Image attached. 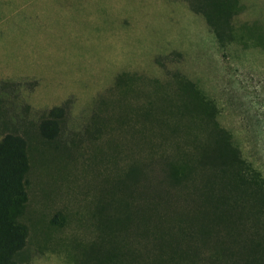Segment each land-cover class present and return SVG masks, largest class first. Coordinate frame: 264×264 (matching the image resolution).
I'll return each instance as SVG.
<instances>
[{
    "label": "trees",
    "instance_id": "obj_1",
    "mask_svg": "<svg viewBox=\"0 0 264 264\" xmlns=\"http://www.w3.org/2000/svg\"><path fill=\"white\" fill-rule=\"evenodd\" d=\"M187 1L220 46L264 43L260 22L236 24L242 0ZM141 92L137 103L123 92L104 97L73 131L68 101L34 125L69 181L50 224L74 227L61 238L73 263L264 264V174L219 122L217 104L179 73ZM31 162L28 138L4 134L0 264L27 259Z\"/></svg>",
    "mask_w": 264,
    "mask_h": 264
},
{
    "label": "rangeland",
    "instance_id": "obj_2",
    "mask_svg": "<svg viewBox=\"0 0 264 264\" xmlns=\"http://www.w3.org/2000/svg\"><path fill=\"white\" fill-rule=\"evenodd\" d=\"M242 2L236 24L264 28V0ZM247 40L220 46L187 0H0V139L23 134L32 157L21 264H74L61 245L74 227L50 224L67 177L34 128L65 101L73 131L104 97L123 92L137 103L156 80L185 75L264 174V43Z\"/></svg>",
    "mask_w": 264,
    "mask_h": 264
}]
</instances>
